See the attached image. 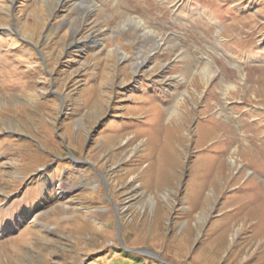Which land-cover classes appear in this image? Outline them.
Here are the masks:
<instances>
[{
    "label": "rangeland",
    "instance_id": "obj_1",
    "mask_svg": "<svg viewBox=\"0 0 264 264\" xmlns=\"http://www.w3.org/2000/svg\"><path fill=\"white\" fill-rule=\"evenodd\" d=\"M94 1L0 0V264H264V0Z\"/></svg>",
    "mask_w": 264,
    "mask_h": 264
},
{
    "label": "bare ground",
    "instance_id": "obj_2",
    "mask_svg": "<svg viewBox=\"0 0 264 264\" xmlns=\"http://www.w3.org/2000/svg\"><path fill=\"white\" fill-rule=\"evenodd\" d=\"M87 2H90L91 4L89 5V7H90V10H93L94 8H97L98 6H99V4L96 2V1H94V0H86ZM132 19V18H131ZM139 22H136L139 26H141V27H143L144 26V28H146V24H145V21H143V20H138ZM154 32H156L155 30H151V29H143V33L146 35H148V34H153ZM160 40V39H159ZM123 57H127L128 55L127 54H125V53H123V55H122ZM200 59H201V61L202 60H205V57H200ZM143 60H138L137 62H136V64L138 65V66H140L141 64H143ZM209 63V65L211 66V67H213L212 65H211V62L209 61L208 62ZM207 67H209V66H204V68L202 69V73H203V75L205 76V77H207V76H209L210 75V73H211V70H210V68H207ZM223 83V82H222ZM234 87V86H233ZM225 96V95H224ZM178 111V108L177 107H175V109H173L172 110V115H174L176 112ZM222 112V111H221Z\"/></svg>",
    "mask_w": 264,
    "mask_h": 264
},
{
    "label": "trees",
    "instance_id": "obj_3",
    "mask_svg": "<svg viewBox=\"0 0 264 264\" xmlns=\"http://www.w3.org/2000/svg\"><path fill=\"white\" fill-rule=\"evenodd\" d=\"M122 252L124 253V254H126V255H129V256H132L131 258V262H133V264H140V261H139V259H137L135 256H139V257H141V258H145V259H148L146 256H143V255H141V254H138V253H136V252H132V251H128V250H122ZM154 260H156L155 262H157V259H154ZM149 264H153V263H149Z\"/></svg>",
    "mask_w": 264,
    "mask_h": 264
},
{
    "label": "water",
    "instance_id": "obj_4",
    "mask_svg": "<svg viewBox=\"0 0 264 264\" xmlns=\"http://www.w3.org/2000/svg\"><path fill=\"white\" fill-rule=\"evenodd\" d=\"M138 252L141 253H145V254H149L151 251L147 250V249H137Z\"/></svg>",
    "mask_w": 264,
    "mask_h": 264
}]
</instances>
